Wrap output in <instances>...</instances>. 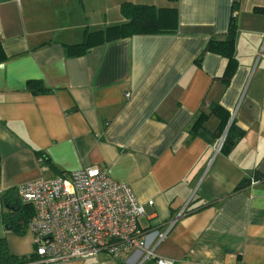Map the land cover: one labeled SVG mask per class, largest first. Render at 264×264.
<instances>
[{"label": "crops", "instance_id": "obj_1", "mask_svg": "<svg viewBox=\"0 0 264 264\" xmlns=\"http://www.w3.org/2000/svg\"><path fill=\"white\" fill-rule=\"evenodd\" d=\"M123 2L176 8L172 31L66 55L86 33L122 23ZM233 17L237 65L224 84L222 56L196 58L209 39L225 38ZM0 43L2 191L95 167L143 204L140 229L166 231L155 258L264 264V0H0ZM32 80L47 90L28 91ZM215 103L241 131L222 148ZM201 112L204 132L192 133ZM0 237L12 254L33 251L31 234L2 221ZM142 254L66 264H139Z\"/></svg>", "mask_w": 264, "mask_h": 264}, {"label": "built area", "instance_id": "obj_2", "mask_svg": "<svg viewBox=\"0 0 264 264\" xmlns=\"http://www.w3.org/2000/svg\"><path fill=\"white\" fill-rule=\"evenodd\" d=\"M223 141H217V148ZM255 181L251 179L250 184ZM2 192L0 189V197ZM15 195L33 207L27 230L32 236V253L40 263L66 264L101 252L123 257L127 250L136 248L143 252L139 264L148 259H154L155 264H172L170 259L154 256L166 231L140 229L143 204L128 185L98 168L38 177L18 184ZM147 203L151 205L152 200Z\"/></svg>", "mask_w": 264, "mask_h": 264}, {"label": "trees", "instance_id": "obj_3", "mask_svg": "<svg viewBox=\"0 0 264 264\" xmlns=\"http://www.w3.org/2000/svg\"><path fill=\"white\" fill-rule=\"evenodd\" d=\"M169 1L176 2V0ZM120 14L124 18L122 23L107 27L104 30L86 33L81 43L66 46V55L68 57L80 56L91 46L103 41H111L133 35L172 31L170 16H176V8H156L148 4L123 2L120 5ZM235 33L236 21L233 17L230 20L225 38L209 39L196 58V61L199 62L202 55L206 52H212L222 56L226 60L224 71L220 77L224 84L229 82L237 65V60L234 55ZM5 58L0 43V62L4 61ZM26 89L33 93L47 90L40 82L35 80L29 81ZM209 112L220 118L219 137L222 135L225 128H227L221 148L224 142H233L240 137L241 131L234 128L232 122L228 125L227 118L224 117L222 108L218 104H210ZM206 114L207 113L201 112L196 117L191 126L192 133L200 134V132H204L201 122ZM0 200L2 204L0 212L2 214L1 221L3 226L5 229L17 235H23L33 215V207L30 204L22 203L13 190L3 191ZM34 260H36V257L33 253L28 256H18L10 253L5 239L0 237V264H27Z\"/></svg>", "mask_w": 264, "mask_h": 264}, {"label": "rangeland", "instance_id": "obj_4", "mask_svg": "<svg viewBox=\"0 0 264 264\" xmlns=\"http://www.w3.org/2000/svg\"><path fill=\"white\" fill-rule=\"evenodd\" d=\"M1 215H2V214H1V212H0V224H1ZM140 221H141V224H143V225H144V221L142 220V218H141V220H140ZM26 232H27V233H29V231H28V230H26ZM29 234H30V233H29Z\"/></svg>", "mask_w": 264, "mask_h": 264}, {"label": "water", "instance_id": "obj_5", "mask_svg": "<svg viewBox=\"0 0 264 264\" xmlns=\"http://www.w3.org/2000/svg\"><path fill=\"white\" fill-rule=\"evenodd\" d=\"M224 136H225V134H223V135H222L221 139H223V140H224Z\"/></svg>", "mask_w": 264, "mask_h": 264}]
</instances>
